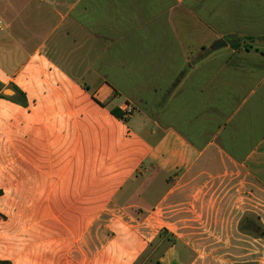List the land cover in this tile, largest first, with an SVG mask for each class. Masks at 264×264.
Returning a JSON list of instances; mask_svg holds the SVG:
<instances>
[{
  "label": "crops",
  "instance_id": "0c3cea01",
  "mask_svg": "<svg viewBox=\"0 0 264 264\" xmlns=\"http://www.w3.org/2000/svg\"><path fill=\"white\" fill-rule=\"evenodd\" d=\"M0 264H264V0H0Z\"/></svg>",
  "mask_w": 264,
  "mask_h": 264
},
{
  "label": "trees",
  "instance_id": "16d2710c",
  "mask_svg": "<svg viewBox=\"0 0 264 264\" xmlns=\"http://www.w3.org/2000/svg\"><path fill=\"white\" fill-rule=\"evenodd\" d=\"M232 46H233L234 48H239V47H240V44H232ZM246 48H248V47H246ZM21 103H22V104H26V99H25V97L21 100ZM113 114H114L115 116H117L118 118H123V114H122L121 112L117 111V110H113Z\"/></svg>",
  "mask_w": 264,
  "mask_h": 264
},
{
  "label": "rangeland",
  "instance_id": "374dc122",
  "mask_svg": "<svg viewBox=\"0 0 264 264\" xmlns=\"http://www.w3.org/2000/svg\"><path fill=\"white\" fill-rule=\"evenodd\" d=\"M245 240H249V239H248L247 237H245ZM224 243L228 245V244H230V241H229L227 238H225V239H224ZM244 243L246 244L244 250H245V251L247 250V252H249L247 248H248V247H249V248H252V246H251L250 244H248L247 242H244ZM261 249L263 250V248H261ZM247 252H246V253H247Z\"/></svg>",
  "mask_w": 264,
  "mask_h": 264
},
{
  "label": "water",
  "instance_id": "95a60500",
  "mask_svg": "<svg viewBox=\"0 0 264 264\" xmlns=\"http://www.w3.org/2000/svg\"><path fill=\"white\" fill-rule=\"evenodd\" d=\"M225 46H227V43H226L225 41H223V40H220V41H218V42L215 44V47H216V48H221V47H225ZM6 93L10 94L11 91H7Z\"/></svg>",
  "mask_w": 264,
  "mask_h": 264
},
{
  "label": "built area",
  "instance_id": "2783aa9c",
  "mask_svg": "<svg viewBox=\"0 0 264 264\" xmlns=\"http://www.w3.org/2000/svg\"><path fill=\"white\" fill-rule=\"evenodd\" d=\"M124 112L127 116H129L134 112V109L132 107L128 106V107H126Z\"/></svg>",
  "mask_w": 264,
  "mask_h": 264
}]
</instances>
